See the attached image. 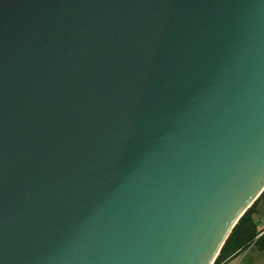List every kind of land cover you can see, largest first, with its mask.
Returning <instances> with one entry per match:
<instances>
[{"label": "water", "instance_id": "95a60500", "mask_svg": "<svg viewBox=\"0 0 264 264\" xmlns=\"http://www.w3.org/2000/svg\"><path fill=\"white\" fill-rule=\"evenodd\" d=\"M264 192V0H0V264H215Z\"/></svg>", "mask_w": 264, "mask_h": 264}, {"label": "trees", "instance_id": "16d2710c", "mask_svg": "<svg viewBox=\"0 0 264 264\" xmlns=\"http://www.w3.org/2000/svg\"><path fill=\"white\" fill-rule=\"evenodd\" d=\"M260 201H264V192L259 201L238 222L222 248L215 264L226 263L251 246H254L260 252L264 251V231L258 229L255 218V208Z\"/></svg>", "mask_w": 264, "mask_h": 264}, {"label": "crops", "instance_id": "0c3cea01", "mask_svg": "<svg viewBox=\"0 0 264 264\" xmlns=\"http://www.w3.org/2000/svg\"><path fill=\"white\" fill-rule=\"evenodd\" d=\"M255 212L258 229L264 231V201H260L257 204ZM223 264H264V251L260 252L254 246H251L246 251Z\"/></svg>", "mask_w": 264, "mask_h": 264}]
</instances>
